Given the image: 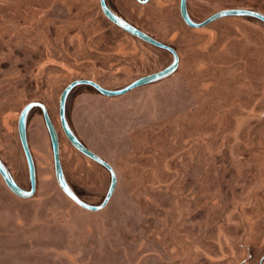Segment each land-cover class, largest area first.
I'll return each instance as SVG.
<instances>
[{"label": "rangeland", "instance_id": "obj_1", "mask_svg": "<svg viewBox=\"0 0 264 264\" xmlns=\"http://www.w3.org/2000/svg\"><path fill=\"white\" fill-rule=\"evenodd\" d=\"M105 0L110 10L172 47L176 70L107 97L77 85L64 117L110 165L114 192L88 211L59 187L43 112L26 135L35 192L14 195L0 177V264H264V23L245 16L187 26L180 0ZM199 23L226 9L264 15V0H186ZM172 55L123 31L99 0H0V160L30 189L17 133L21 110L45 106L63 176L99 205L109 171L76 150L59 119L75 80L118 90L161 71Z\"/></svg>", "mask_w": 264, "mask_h": 264}, {"label": "water", "instance_id": "obj_2", "mask_svg": "<svg viewBox=\"0 0 264 264\" xmlns=\"http://www.w3.org/2000/svg\"><path fill=\"white\" fill-rule=\"evenodd\" d=\"M145 2H146V0L142 1V3H145ZM99 5H100V9H101L103 15L109 21H111L113 24H115L117 27H119L123 31L127 32L128 34H130V35H132V36H134V37H136V38H138V39H140V40H142V41H144V42H146L152 46H155L159 49H163V50H166L167 52H169L173 58L172 63L169 66L162 69L161 71H158V72H155L153 74H149V75H146V76H143V77L136 79L135 81H133L132 83H130L129 85H127L126 87H124L122 89L108 90V89L102 88L100 85H98L97 83L90 81V80H75V81L71 82L70 84H68L64 88V90L62 91L60 98H59V119H60L62 130H63L66 138L68 139L70 144L76 150H78L81 154H83L84 156H86L90 160L94 161L95 163L105 167L111 175V181H110L108 191H107L103 201L99 205L87 204V203L81 201L80 199H78L70 191L68 185L66 184V182L64 180L63 171H62V167H61V163H60V159H59V146H58L57 134H56V131H55V129H54L47 113H46L45 107L42 104L36 103V102L28 103L19 113V116L17 119V133H18V137H19V140L21 143V147L23 149V152H24V155H25V158L27 161L30 189L29 190H23L22 188H20L14 182V180L11 178V176L8 174V172L4 169L2 162L0 160V177L2 178L6 187L14 195H16L20 198H29L35 192V183H36V181H35V166H34V162H33V159H32L28 144H27V140H26V117H27L28 112L33 107H39L43 112L45 125L47 127V131H48V134H49V137L51 140V146H52V152H53V162H54V169H55V177H56V181H57L59 187L61 188V190L65 193V195L67 197H69L73 202H75L78 206H80L81 208H83L85 210L95 212V211H99L102 208H104L106 206V204L108 203V201L110 200V198L114 192V189L116 186V175H115L113 169L110 167V165L108 163H106L98 155H96L94 152L87 149L75 137V135L71 132V130L67 126L66 121H65V117H64V107H65V100H66L68 93L70 92V90L72 88H74L77 85H88V86L93 87L96 91H98L100 94H102L104 96H107V97L120 96V95H123V94L127 93L128 91H130L136 87L143 86V85L152 83L156 80H159V79L166 77L167 75L173 73L178 66V55L172 47H169V46L159 42L158 40L152 38L151 36L147 35L146 33L142 32L139 29L135 28L134 26L130 25L129 23L124 22L121 18L116 16V14H114L110 10V8L106 5L105 0H99ZM179 12H180L181 18L184 21V23L191 28H201V27H204V26L210 24L211 22H213L219 18L229 17V16L252 17V18L258 19L264 23V15H262L261 13L251 11V10H246V9L221 10V11H218V12L210 15L205 20H203L199 23H195L190 19L189 15H188L186 0H180Z\"/></svg>", "mask_w": 264, "mask_h": 264}, {"label": "flooded vegetation", "instance_id": "obj_3", "mask_svg": "<svg viewBox=\"0 0 264 264\" xmlns=\"http://www.w3.org/2000/svg\"><path fill=\"white\" fill-rule=\"evenodd\" d=\"M147 1V0H146ZM44 106V105H43ZM45 107V106H44ZM39 108V107H38ZM45 110H46V108H45ZM46 113H47V111H46ZM47 115H48V113H47ZM49 117V116H48ZM50 119V118H49ZM51 121V120H50ZM52 123V122H51ZM53 125V124H52ZM54 127V126H53ZM55 129V128H54ZM26 140H27V135H26ZM27 144H28V142H27ZM29 147V146H28Z\"/></svg>", "mask_w": 264, "mask_h": 264}]
</instances>
